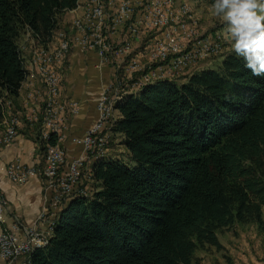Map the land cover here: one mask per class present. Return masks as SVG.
<instances>
[{
    "label": "trees",
    "instance_id": "obj_1",
    "mask_svg": "<svg viewBox=\"0 0 264 264\" xmlns=\"http://www.w3.org/2000/svg\"><path fill=\"white\" fill-rule=\"evenodd\" d=\"M77 4L0 0V124L28 75L20 37L46 47ZM144 84L112 106L130 162L95 155V188L58 208L28 264H192L196 249L221 248V229L264 225V77L231 52L180 83Z\"/></svg>",
    "mask_w": 264,
    "mask_h": 264
},
{
    "label": "built area",
    "instance_id": "obj_2",
    "mask_svg": "<svg viewBox=\"0 0 264 264\" xmlns=\"http://www.w3.org/2000/svg\"><path fill=\"white\" fill-rule=\"evenodd\" d=\"M113 1L114 9H105L102 6V0H90L85 11V19L79 24H70L69 32L64 33L61 40L63 45L61 57H45L41 53L33 52V49L31 52L38 69L39 88L34 89V94L30 97H38L41 102L49 100L50 109L48 120H45V131H36V122L41 120L36 108L28 111L26 120L35 130L37 137L45 138L44 148H48V157H43V164L40 166H27L16 158L8 163L6 175L16 184H24L33 175L40 178L46 194V202L45 209L40 211L35 222L46 220L47 228L50 227L51 222L47 210H51L55 216L63 196L82 192L79 183L84 175L87 157L94 151H101V153L106 151L105 129L110 125L111 118V111L108 108L110 97L106 87L96 100L95 122L83 135H71L69 138L71 143L80 147V154L67 159L63 148H55L56 136L63 135L66 105L59 100L60 72L53 66L62 62L74 48L95 53L100 63H110L113 62L112 48H122L121 58H125L129 52H132L135 45L142 42V38L150 32L158 31L153 37L143 42L141 57L130 60L128 72L131 74L136 71L138 62L142 60L152 64L158 61L163 62V65L155 68L146 66L144 69H147V72L135 82L141 83L156 77L172 78L183 70L194 68L205 58L216 54L221 43L225 41L224 32L221 31L219 36H211V33H208L205 36L190 37V30L196 29L197 22L192 23L191 26L182 27L181 31H172L173 21H177L178 15H184V12H171L169 0ZM126 28H134L135 37H127ZM102 36H109L108 46H101ZM118 61L119 59H114V62ZM124 77L131 79L127 74ZM130 84L134 85L133 82ZM13 108H15L14 102H12L11 114H13ZM70 112H76L74 105L70 106ZM14 123L13 133L0 135V147L12 143L17 137L18 125L17 122ZM52 136L54 142L50 143ZM6 209V198L0 192V225L5 219ZM47 228L40 230L37 223L24 225L17 218L7 226L1 227L0 260L17 263L21 259L17 264H24L27 249L33 245L44 244Z\"/></svg>",
    "mask_w": 264,
    "mask_h": 264
},
{
    "label": "crops",
    "instance_id": "obj_3",
    "mask_svg": "<svg viewBox=\"0 0 264 264\" xmlns=\"http://www.w3.org/2000/svg\"><path fill=\"white\" fill-rule=\"evenodd\" d=\"M65 13L73 15L71 11L62 13L58 17V24L64 22L62 15ZM30 42L32 45L29 48H35L32 40ZM29 52L30 50H27L23 54L24 65L28 75L22 82L18 94L13 98L15 107L13 110L20 120L18 135L12 143L0 147V192L7 201L5 219L0 228L7 226L13 219L17 218L24 225L37 223V227L40 230H45L47 228L46 220L35 222L40 211L45 209L46 202V194L40 178L33 175L24 184H16L6 175L8 163L16 158L27 166H40L43 164V155L39 150L36 132L26 120L28 111L33 108H36L37 114L41 116V107L44 104V100L41 102L38 97H30L34 94V89L37 90L39 88V83L37 67H32L29 64ZM98 61V57L93 52L74 48L62 62L53 66L55 70L60 72L59 100L66 105V123L63 129L61 147L65 150L67 159L76 157L81 151L78 145L70 142V136L83 135L97 119L96 100L98 95L107 87L106 75L103 73V69L107 65ZM72 105L76 107V112H70V106ZM118 116L116 111V118ZM43 128H45V123H43ZM1 131L0 127V133ZM108 134H111V132ZM112 135H116L118 141L121 142L120 134L112 133ZM120 146L123 145L120 144ZM111 150H114V148L108 146L105 157L110 155L109 152ZM126 153L128 154L127 150ZM93 161V158L86 160L85 168L88 172ZM88 172H86V176H88ZM47 212L48 217L53 219L52 211L48 209ZM224 233L226 234L225 236L217 234L221 245L220 249L210 246L206 250L195 251V260L192 264H228L229 260L227 258L229 256L232 258L230 259L231 264H264V261H257L253 256V253L256 254V247L252 242H244L240 235L236 236L227 231ZM232 240L234 241L229 247L228 243L232 242ZM236 242H239V245H235ZM24 264H26L25 261Z\"/></svg>",
    "mask_w": 264,
    "mask_h": 264
},
{
    "label": "rangeland",
    "instance_id": "obj_4",
    "mask_svg": "<svg viewBox=\"0 0 264 264\" xmlns=\"http://www.w3.org/2000/svg\"><path fill=\"white\" fill-rule=\"evenodd\" d=\"M122 1H130V0H122ZM212 1L213 0H169V9L171 10V12H184V15H178L177 21H173L172 31H181L182 27L191 26L192 23L197 22L196 23V29L190 30V37H199L201 35L205 36L208 33H211V36H219V31L225 32L226 26L223 25L220 22V20H218L217 18H215L212 15L211 8H210L211 4L213 3ZM111 3H112V5H110ZM113 3H114L113 0H105V2L102 1V6H105L106 7L105 9H107V8L108 9H114ZM87 4H90V0H78L77 6L73 10H70L73 15H71L70 13L69 14L65 13L62 15L64 22L59 23V25L57 27L58 31L54 32V34H53L54 36H52V40L50 41V43L46 47H40V45L38 46V44H36L31 39V37L27 34H23L20 37L18 43H19V46L21 47L22 54L26 53L27 50L28 51L30 50V52H29V56H30L29 64H30V66H32V67L35 66L34 58H32V56H31L32 49H33V52L42 53L41 55H43L45 57H54L55 55L59 56V53H60V56H62L63 48L59 46L62 44L61 43L62 36H64L65 32H69L70 24H76V22L79 24L81 21H83V19H85V11L87 10ZM67 12H69V10ZM126 31H127V28H126ZM156 33H158V31L150 32L145 38H142V42L135 45L134 48L132 49V52H129L128 55L125 56V58H121L122 53L119 52L117 50V48H112L113 62H110V63L101 62V64L107 65L103 69V73L106 75V82H107V87H108L107 94L110 97L108 100V108H109L110 104L115 102V98L117 100L120 97V95H122V94L135 93L136 90L139 89V87L141 85L143 86V84L147 82V81H145V82H141V83H135L138 81V79H140L141 76L144 75L145 72H147V69H144L146 66L149 65V66L155 68L157 66H160L161 64L163 65V62H161V61L154 62V64H152V63H147L146 61L142 60V61L138 62V66L136 68V71H134L132 74L128 72L129 68H130V60H136V59H139L141 57L142 47L144 45L143 42H146V40L148 38L153 37ZM127 35H128V37H132L131 32H127L126 36ZM105 37H107L109 39V36H102L101 41ZM30 40H32L35 48H33V47L29 48V46L32 45ZM51 46H52V48H51ZM25 48H27V49H25ZM47 49H48V51H47ZM231 52H233L231 49V45L228 41L225 40L221 43L220 49L218 52H216V54L210 55L209 57L205 58L203 61H201L198 64V66H196L194 68H189L187 70H183V71L175 74L172 78H170V77H163V78H168L169 80L172 79V80H175L176 82L180 83V82L184 81L186 79V76L193 71H197V70L205 69V68H216L220 64L223 56L225 54H228ZM129 55H131V56L128 57ZM127 57H128V59H127ZM114 59H119V61L114 62ZM125 74H127L128 77H130L131 79L124 77ZM127 79H128V82H126ZM149 81H150V79H149ZM131 82H133L134 85L130 84ZM45 102H46V100H44V104L41 107V116H40L41 120H37L38 122H36V131L45 130L42 127L43 116H44L43 109L45 106ZM109 111H111V118L109 121L112 122L113 119L116 118V111L114 110L113 107L110 108ZM13 114H15V113L13 112ZM110 122H109L110 125L107 126V128L105 129V137H106V141H107V143H105V150H107L108 146H111L112 148H114V150H111V152H109L110 155H108V157L111 159H118L120 161L128 163V162H130V160H129L128 154L126 153L125 147L120 146L121 142L118 141V137L116 135H112V132L109 130V128L111 126ZM19 125H20V120H19ZM0 127L2 129V131L0 133V135H1L4 132L5 128H3L2 125H0ZM110 132H111V134H108ZM60 136L62 138L58 142V145L60 148H62L61 143L63 140V135H60ZM37 139H38L39 145L43 144V150H42L41 154L43 155V157H45V148H44L45 140L43 139L44 141H42L40 139V137H37ZM56 141H57V137H56L55 142ZM96 152L97 151H94L91 154V156L87 157V160L89 158H93L94 161L99 159V158L95 159ZM105 153H106V151H103L102 153H99V155L103 154L104 159L108 158V157H105ZM87 168H88V166H87ZM86 172H88V171L85 168V170H84L85 175H83L82 179L80 180L79 187L81 190L84 191V193L86 192L85 193L86 195H89L93 191V189L95 188V183L91 179L90 172H88V176H86L87 175ZM66 201H67V199H66ZM64 202H65V200H62L60 202V204L58 205V208H60ZM55 216H57V215H55ZM53 218H54V216H53ZM263 219H264V210H263ZM51 221H53V220L51 219ZM225 231L230 232L232 234H235L236 236L240 235L241 238L244 239V242H246V243L252 242V244H254V246L256 247V250H255L256 254L253 253V256L255 257V259L257 261L258 260H260L262 262L264 261V225L257 226L256 224H253V223H250V224L234 223L233 225H231L227 228L221 229L218 233L225 236L226 235L224 233ZM233 241L234 240H232V242L228 243L229 247L232 245ZM235 245H239V242H236ZM208 247H210V246L205 245L203 247L196 249L195 251L206 250V248H208ZM29 257L27 258L25 256L24 261L26 264H28L27 262L29 261ZM227 259L229 260L228 264H231L230 259H232V258H230V256H229V258H227ZM20 260L21 259H19L18 262H20ZM15 262L9 263V262H4L1 260V264H17L18 263V262L17 263H15Z\"/></svg>",
    "mask_w": 264,
    "mask_h": 264
},
{
    "label": "clouds",
    "instance_id": "obj_5",
    "mask_svg": "<svg viewBox=\"0 0 264 264\" xmlns=\"http://www.w3.org/2000/svg\"><path fill=\"white\" fill-rule=\"evenodd\" d=\"M210 8L226 26L232 51L252 75L264 77V0H213Z\"/></svg>",
    "mask_w": 264,
    "mask_h": 264
},
{
    "label": "bare ground",
    "instance_id": "obj_6",
    "mask_svg": "<svg viewBox=\"0 0 264 264\" xmlns=\"http://www.w3.org/2000/svg\"><path fill=\"white\" fill-rule=\"evenodd\" d=\"M105 2V0H102ZM108 2V1H107ZM105 4V3H104ZM107 4V3H106ZM114 4V3H113ZM112 5V3L110 4ZM105 7V6H104ZM106 8V7H105ZM108 9V8H107ZM76 24H78L76 22ZM127 32H131V35L132 37H135V29L134 28H127ZM129 35V34H128ZM127 35V37H128ZM54 36V35H53ZM62 39H63V36H62ZM54 40V39H53ZM57 41V40H56ZM57 45V44H56ZM109 45V39L107 37L103 38L102 41H101V46H108ZM60 47L63 48V45H59ZM58 46V47H59ZM41 47V46H40ZM49 48V47H48ZM44 50V49H43ZM117 50L119 52L122 53V48H117ZM45 51V50H44ZM48 51V49H47ZM42 52V51H41ZM42 54V53H41ZM52 56V55H51ZM54 57H61L60 56V53H59V56L55 55ZM32 61V60H31ZM160 79H168V78H163V77H156V78H153V79H150V81L148 80L147 82H153L155 80H160ZM2 107H3V110H4V113H5V117L3 118V121L0 125L3 126V128H5L4 132L1 134V135H9L10 133H13L14 130H15V123L14 122H17V125L19 126V120H18V117L15 116V114H11V109H12V104L9 100H4L3 103H2ZM113 106V103L109 105V109L112 108ZM49 109H50V102L49 100H46L45 102V106H44V109H43V123H45V120H48V115H49ZM14 112V111H13ZM38 122V121H37ZM42 127H43V124H42ZM45 129V128H44ZM45 131V130H43ZM57 142L55 143V148H60L59 145H58V142L61 140V136L60 135H57ZM40 139L42 141L45 140L44 137H40ZM39 139V140H40ZM44 139V140H43ZM44 143V142H43ZM101 153L100 151H97L95 155ZM45 157H48V148H45ZM86 193V192H85ZM84 193V191L82 190L81 193H76L77 195H86ZM73 194V193H71ZM67 195V196H63L62 200H65L68 199V197L71 195ZM75 194V193H74ZM61 200V201H62ZM52 228H53V221L50 222V227L47 228V237L44 238V244L43 245H33L31 246L29 249H27L26 251V257H28L29 253L32 252V250L36 247H41V246H44L48 240V237H50L51 235V232H52Z\"/></svg>",
    "mask_w": 264,
    "mask_h": 264
}]
</instances>
